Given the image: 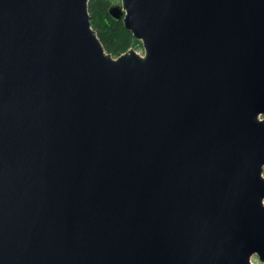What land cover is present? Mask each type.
Wrapping results in <instances>:
<instances>
[{"label": "water", "instance_id": "95a60500", "mask_svg": "<svg viewBox=\"0 0 264 264\" xmlns=\"http://www.w3.org/2000/svg\"><path fill=\"white\" fill-rule=\"evenodd\" d=\"M0 0V264H264V0Z\"/></svg>", "mask_w": 264, "mask_h": 264}, {"label": "trees", "instance_id": "16d2710c", "mask_svg": "<svg viewBox=\"0 0 264 264\" xmlns=\"http://www.w3.org/2000/svg\"><path fill=\"white\" fill-rule=\"evenodd\" d=\"M115 0H90L89 11L91 22L106 50L114 56L128 51L131 48L142 49L140 40L128 30L122 18L113 17L109 10Z\"/></svg>", "mask_w": 264, "mask_h": 264}, {"label": "rangeland", "instance_id": "374dc122", "mask_svg": "<svg viewBox=\"0 0 264 264\" xmlns=\"http://www.w3.org/2000/svg\"><path fill=\"white\" fill-rule=\"evenodd\" d=\"M114 3H115V4H121V0H115ZM136 51L139 52V53H141V54L144 53V49H143V48H142V49H136ZM253 263H254V264H263V263L258 259L257 256H255V257L253 258Z\"/></svg>", "mask_w": 264, "mask_h": 264}]
</instances>
